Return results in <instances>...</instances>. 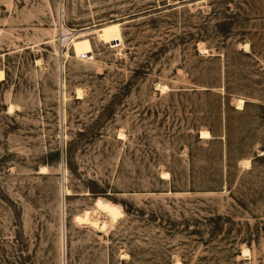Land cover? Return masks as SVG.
Wrapping results in <instances>:
<instances>
[{"label": "rangeland", "instance_id": "rangeland-1", "mask_svg": "<svg viewBox=\"0 0 264 264\" xmlns=\"http://www.w3.org/2000/svg\"><path fill=\"white\" fill-rule=\"evenodd\" d=\"M0 72V264H264V0H0Z\"/></svg>", "mask_w": 264, "mask_h": 264}, {"label": "bare ground", "instance_id": "bare-ground-1", "mask_svg": "<svg viewBox=\"0 0 264 264\" xmlns=\"http://www.w3.org/2000/svg\"><path fill=\"white\" fill-rule=\"evenodd\" d=\"M69 36L67 34L62 35L61 37V41L60 43L62 44L63 40L62 38ZM0 79L3 80L4 79V74L3 72H0ZM162 92H165L166 90H168L167 86H163L161 87ZM81 92L78 93V99L81 98ZM237 109H242L245 102H243L242 100H238L237 101ZM9 111H13V106L11 105L9 108ZM123 134H120V138L122 139ZM200 138L204 139V140H209L211 138L210 134L208 131H201L200 133ZM247 164H249V162H247ZM43 172L46 170V168H42L41 169ZM163 177H168V173H162ZM68 194H71L70 192H68ZM94 212L95 214L98 215H102L104 217H107L106 221L100 222L99 218L95 219L93 217H91V213L87 211V213H84L83 215H78L75 216V221L78 224H84V225H90L96 229H98L101 232H106L107 227L109 225H114L117 222H119L120 219H122L124 216L123 211H122V207L118 204H115L107 199H103V198H98L95 201V207H94ZM249 250H243V256L244 257H248L249 256ZM175 264H181L179 262L175 263Z\"/></svg>", "mask_w": 264, "mask_h": 264}]
</instances>
